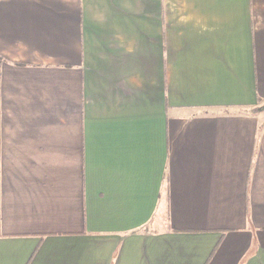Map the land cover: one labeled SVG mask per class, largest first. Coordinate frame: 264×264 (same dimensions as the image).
Listing matches in <instances>:
<instances>
[{"label":"crops","instance_id":"0c3cea01","mask_svg":"<svg viewBox=\"0 0 264 264\" xmlns=\"http://www.w3.org/2000/svg\"><path fill=\"white\" fill-rule=\"evenodd\" d=\"M0 264H264V0H0Z\"/></svg>","mask_w":264,"mask_h":264}]
</instances>
